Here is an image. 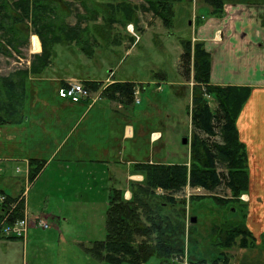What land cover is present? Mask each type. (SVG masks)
I'll use <instances>...</instances> for the list:
<instances>
[{
	"label": "rangeland",
	"instance_id": "1",
	"mask_svg": "<svg viewBox=\"0 0 264 264\" xmlns=\"http://www.w3.org/2000/svg\"><path fill=\"white\" fill-rule=\"evenodd\" d=\"M16 1H5L8 6L4 11L7 14L5 18H2L4 13L0 12V103L3 106L8 102L4 90L7 86L2 85L9 81L22 88L17 102L21 107L27 88L34 99H40L33 101L35 106L40 105L43 99L52 100L61 78L81 83L89 79L101 86L110 80L133 82L137 86L136 91H141V86L144 88L137 95L142 103L132 104L135 112H140L145 121V124H141L142 119L138 117L133 120V124H140V132H145L146 135L150 130L162 134V138L154 145L153 152L152 147H145L146 156L161 162L157 164H189L191 96L197 85L192 80V71L187 80L180 70V42L191 38L194 22H201L202 16L199 14L203 10L200 11L196 5L207 8L209 15L212 13V7L205 0L176 1L169 29L162 26L145 0H40L38 4L44 7L43 10L30 12L19 23L13 18L17 11L12 3ZM194 13L197 15L192 20ZM34 19L36 25L33 24ZM45 23L50 24V29L41 31L51 57L42 69L43 65L38 63L40 59L37 58L42 46L35 30L37 25ZM64 33L68 39L59 41L61 44L57 43L59 34ZM33 37L38 41L37 50L31 46ZM191 42L194 44L198 41ZM35 63H38V72L33 69ZM26 82L28 87L25 89ZM156 85L160 86L159 90ZM205 99L214 111L215 100L209 95ZM27 104H31V101ZM21 115L23 119L24 109H21ZM37 139L39 138L35 136L32 140L36 142ZM184 139H187L186 144H183ZM34 142L28 141V147L17 149L18 153L42 155L49 152V144ZM126 159L127 156L118 165L123 171ZM80 188L83 189V185ZM155 193L164 194L159 189ZM87 195L86 197L84 192H77V204L72 199L73 209L70 210L73 215L70 218L75 219V224L70 226L75 230L70 229V233L61 237L59 259L55 258V251L51 248H34L30 264H105L92 258L85 248L106 237L109 194L101 187H92ZM218 197L227 199L232 195L225 186L212 191L186 186L173 197L184 200V204L166 205L162 210V215L174 222L183 223L184 254L177 261L184 264L192 255L206 259L205 264H223L226 260L221 252L223 249L217 246L218 239L213 235V229L227 221H240L244 216L245 206L242 204L243 194L239 196L238 202L227 204L217 203L214 198ZM23 200L21 198L22 205ZM141 213V219L144 220L145 215L142 211ZM192 217H195V222L190 221ZM30 220L36 221L35 225L45 222L40 217ZM238 240L239 237L236 242Z\"/></svg>",
	"mask_w": 264,
	"mask_h": 264
},
{
	"label": "crops",
	"instance_id": "2",
	"mask_svg": "<svg viewBox=\"0 0 264 264\" xmlns=\"http://www.w3.org/2000/svg\"><path fill=\"white\" fill-rule=\"evenodd\" d=\"M222 1L223 13L219 17L209 15L203 5H196L203 10L199 14L202 18L201 22H194L190 40L202 42L210 54L211 84L251 89L235 125L246 148L248 189L242 200L246 209L243 221L254 245L239 248L235 244L221 252L226 256L223 264H264V0ZM194 15L197 14L192 15V20ZM70 80L61 78L59 86ZM113 82L121 81H106L101 88ZM25 85L26 89L27 82ZM142 91L141 87L138 94ZM24 99L23 119L0 126V192L11 198L24 194L23 214L30 219L40 217L47 227H38L30 220L23 239L0 236V264H30L34 248H51L59 259L61 237L70 233V229L75 230L70 226L75 224L70 209L72 199L76 203L77 192H84L87 197L92 187H101L108 194L114 188L129 199V184L140 183L143 178L135 166L161 163L146 156L145 147H152L153 152L162 134L154 130L147 135L140 132L141 125L133 124L135 118H141L134 104L123 106L107 100L100 91L73 103L59 98L56 90L52 100L43 99L35 106L33 101L40 99H34L27 88ZM29 101L31 104H27ZM141 103L139 100L138 104ZM140 123L145 121L142 119ZM31 134L39 139L34 142L35 136ZM28 141L49 144V152L19 154L17 149L28 147ZM126 156L123 171L118 165ZM30 160L42 164L32 179ZM1 215L0 208V219ZM143 264H160V260L153 256ZM171 264L183 263L176 260Z\"/></svg>",
	"mask_w": 264,
	"mask_h": 264
},
{
	"label": "trees",
	"instance_id": "3",
	"mask_svg": "<svg viewBox=\"0 0 264 264\" xmlns=\"http://www.w3.org/2000/svg\"><path fill=\"white\" fill-rule=\"evenodd\" d=\"M5 1L0 0V12L4 15V11L8 8ZM145 1L153 14L158 16L162 26L169 29L175 14L174 3L178 0ZM39 2L40 0L13 2L12 6L17 11V15L13 17L15 22H21L22 17H27L32 11L43 10L44 7L38 4ZM205 2L212 7V15L218 17L222 15V0H205ZM33 24L36 25L35 19ZM49 29L50 24L45 23L37 25L35 30L42 46L37 56L40 59L38 63L43 65L42 69L46 67L45 63L51 57V51H47L42 33ZM67 39V34H59L57 43ZM180 44L182 53L179 62L182 75L189 80L192 71V80L197 85L191 96L189 164L147 162L137 164L135 167L140 170L143 178L140 183L129 184L131 193L129 199L124 198L123 191L111 188L106 211V237L85 248L86 253L92 258L105 264H143L153 256L160 260V264H171L175 260L182 259L183 223L174 222L161 212L166 205L184 204V200H176L173 197L186 186L199 187L206 191L225 186L230 190L232 197L214 198L217 203L222 204L238 202L239 196L248 189L246 148L239 140L235 123L251 89L247 86L211 84L210 54L205 50L204 44L199 41L192 44L190 39L182 40ZM38 63L33 64L36 72L40 71L36 66ZM83 83L92 92L101 88V84L96 81L87 80ZM2 87L8 103L4 106L0 103V126L18 123L22 119L21 104L17 103L22 88L12 81L3 84ZM135 87L133 82H113L102 89L101 95L107 100L129 106L134 103ZM207 95L216 102L214 111L205 99ZM29 164V177L32 179L40 171L42 164L39 160H30ZM156 189L164 194L156 195ZM5 202L15 204V207L8 212L7 221L20 219L24 206L21 198L6 196ZM141 211L145 215L144 220L141 219ZM245 211L240 221H227L213 229V235L218 239L217 246L229 249L235 244L239 248L254 245L253 237L243 221ZM237 237H239L238 242H236ZM205 263L204 258L197 259L190 256L186 259V264Z\"/></svg>",
	"mask_w": 264,
	"mask_h": 264
},
{
	"label": "built area",
	"instance_id": "4",
	"mask_svg": "<svg viewBox=\"0 0 264 264\" xmlns=\"http://www.w3.org/2000/svg\"><path fill=\"white\" fill-rule=\"evenodd\" d=\"M132 31V30H130ZM57 95L61 99H68L71 102H78L81 99L90 97V90L81 82H69L57 90ZM138 102V99H135ZM6 197L0 194V208L2 215L0 219V235L4 237L24 238L31 222L27 217H22L13 222H8V212L15 207V204H7ZM36 222V221H35ZM39 227H47L45 223H36Z\"/></svg>",
	"mask_w": 264,
	"mask_h": 264
},
{
	"label": "bare ground",
	"instance_id": "5",
	"mask_svg": "<svg viewBox=\"0 0 264 264\" xmlns=\"http://www.w3.org/2000/svg\"><path fill=\"white\" fill-rule=\"evenodd\" d=\"M31 46H32V49H34V50L38 49V41H37L36 37H33Z\"/></svg>",
	"mask_w": 264,
	"mask_h": 264
},
{
	"label": "water",
	"instance_id": "6",
	"mask_svg": "<svg viewBox=\"0 0 264 264\" xmlns=\"http://www.w3.org/2000/svg\"><path fill=\"white\" fill-rule=\"evenodd\" d=\"M186 142H187V140L184 139V140H183V144H186ZM190 221H191V222H195V221H196L195 217L190 218Z\"/></svg>",
	"mask_w": 264,
	"mask_h": 264
}]
</instances>
